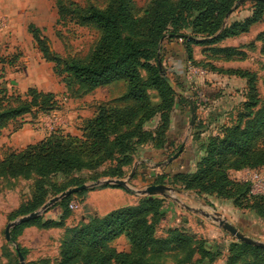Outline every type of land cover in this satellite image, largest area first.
<instances>
[{
    "label": "trees",
    "instance_id": "16d2710c",
    "mask_svg": "<svg viewBox=\"0 0 264 264\" xmlns=\"http://www.w3.org/2000/svg\"><path fill=\"white\" fill-rule=\"evenodd\" d=\"M235 2L151 0L140 12L130 0H109L102 8L95 5L80 8L70 3L75 21L82 25L94 24L99 37L85 59L60 61L52 56L47 59L55 62L58 74L66 72L63 77L66 84L73 81L90 90L124 80L126 91L114 100L100 103L93 115L83 120L78 134L53 129L42 139L20 150L10 151L0 160V178L37 176L31 200L21 214L32 212L46 202L50 193L47 186L51 185L47 183L48 177L90 170L103 171L99 174L101 177L121 178L133 163L138 145L164 148L171 111L177 103L182 104L181 100L188 105L189 102L160 75L157 62L159 40L164 35L182 39L186 57L191 63H196L192 45H212L209 50L213 58L242 59L245 54L240 50L213 45L225 38L247 33L251 26L264 21V0H251L253 8L249 15L224 25ZM65 11L60 6L59 17ZM36 37L40 51L48 56L49 48ZM255 41L261 42L259 50L264 55V30ZM246 47L254 49V41ZM160 57L162 61L161 53ZM199 63L215 72L245 78L246 97L235 125L226 126L220 134H211L202 143V155L195 168L171 174L172 183L198 193L232 199L233 204L241 208L264 212V195L250 193L248 182L229 175L230 170L264 166V102L258 96L257 74L246 69H224L208 62ZM152 91L155 94H151ZM193 103L197 108L195 100ZM54 105L52 92L30 87L23 98L8 94L0 86V133L29 109L48 111ZM155 118L158 121L154 127L146 129L147 123ZM199 126L200 122L195 121L192 133L195 140ZM107 162L114 164L100 170ZM165 177L161 174L156 180ZM65 187L53 185L52 190L57 193L64 191ZM69 200L70 195L53 205L61 210L57 219L41 221L35 218L18 227L36 223L44 228L63 227L69 212ZM159 204L157 199L143 197L135 204L112 210L101 218H89L87 222L80 221L75 226L66 227L60 244L59 264H166L168 261L173 264H213L216 258L206 260L210 253L205 250L203 241L195 239V235L178 228L169 229L165 237L157 234ZM121 235L128 242L127 250H118L112 244ZM19 250L23 255V250ZM228 251L227 264H264L263 247L238 241L231 243Z\"/></svg>",
    "mask_w": 264,
    "mask_h": 264
},
{
    "label": "rangeland",
    "instance_id": "374dc122",
    "mask_svg": "<svg viewBox=\"0 0 264 264\" xmlns=\"http://www.w3.org/2000/svg\"><path fill=\"white\" fill-rule=\"evenodd\" d=\"M108 1L0 0V86L5 88L8 94L19 95L23 98L26 90L30 87L44 92H52L55 95V105L51 110L31 108L15 121H11L1 131L0 160L10 151L20 150L28 143L42 139L53 129L78 134L83 120L92 116L100 103L114 100L125 93L124 80H116L90 90H86L83 85L73 81L66 84L63 80V77L67 75L66 72L58 74L55 70V62L47 59L49 56L56 57L60 61L85 59L100 33L92 23L83 25L77 23L76 17L71 12L73 7H69V5L73 3L80 8H88L90 5L102 8L108 4ZM130 1L136 11L140 12L151 0ZM250 1L246 0L241 4H236V0L233 11L229 13L225 21L242 19L250 14L253 8ZM60 6L66 9L61 17L58 14ZM260 26L263 28L264 23L254 31ZM33 31L49 48L48 56L45 57L40 51L36 41L37 37H34ZM253 34L252 31L242 40L248 42ZM171 41L181 42L185 51L182 39L166 36L160 44L162 56L167 52V46H171ZM173 47L170 48V51ZM248 55L249 68L261 71L264 67V56L260 57L256 50L249 51ZM161 62L163 65V61ZM191 65L194 67L193 76H199L202 64L191 63ZM190 75L192 76V74ZM216 75V79L213 80L203 76L200 83L191 80L190 77L184 83H180L177 79L175 83L168 76L177 90L185 91L193 102L194 100L196 102L194 121L198 118L197 123L200 122L198 138L192 141L191 137L188 141L194 132V123L189 126L190 108L186 101L181 100L182 105L186 107V120L181 130L177 129L180 136L175 145L172 144L165 150H162L164 148H155L151 144L138 145L134 152L133 163L126 168L124 176L119 178L127 181L129 188L126 189L129 191L122 186H112L115 184H108L109 186H102L104 185L102 184L70 194L67 206L69 212L64 219L63 227L44 228L39 223L18 227L22 224L20 223L10 229V240H6V225L16 218L28 214L21 213L31 200L37 176L32 174L30 176L1 177L0 264H20L15 245L23 250L25 264H59L60 244L65 236L66 227L75 226L80 221L87 222L89 218H101L102 215L127 205V200L110 197L108 193H105L106 191H103L111 188L132 195L133 204L143 197L159 200L157 234L165 237L169 229L178 228L195 235V239L203 241L205 250L210 253V255H206V260L216 258L213 264H227L229 245L233 242H241L219 225L217 217L227 220L249 238L264 243V212L238 207L233 204L232 199L220 198L214 194L198 193L176 186L170 178L171 174L177 171H190L194 162L202 155V143L211 134H220L226 126L235 125L238 114L242 112L246 90L244 89V93L242 92L243 95H241L239 80L233 76L224 77L229 74L222 72H217ZM223 77L224 79H222ZM151 94H155V92L152 91ZM258 96L260 101L264 102V84L261 82L258 83ZM156 121L158 120L154 119L147 123L146 129H152ZM182 142L187 146L185 147L187 149L182 150L183 161L181 164L183 167H180L179 163L176 164V161L174 163L171 161L163 166L156 165L176 152ZM135 162L138 164L134 175L128 178ZM113 164V162H107L100 167V170L107 169ZM257 169L264 171V166ZM102 172L82 170L68 176L55 175L48 177L47 183L62 188L67 186L64 189L66 190L83 183L90 184L102 179L117 178L101 177L99 174ZM161 174L166 177L156 180V177ZM229 175L233 179L244 181L248 174L230 170ZM74 183L79 184L73 185ZM51 185L47 186L50 193L46 202L62 192L55 193ZM151 185L165 186V189L144 194L138 193L139 190H145ZM101 191L102 194H100ZM86 198L92 200L95 211L100 216L92 206L84 202ZM56 203L42 210L40 215L35 218L45 221L50 219L48 216H53L57 219L61 211L58 207L56 213L53 212V205ZM41 221L39 222L41 223ZM124 240L128 245L125 237ZM113 242L118 249L125 246V242L121 239H115ZM195 258H198L197 254H195ZM165 263L173 264L171 261Z\"/></svg>",
    "mask_w": 264,
    "mask_h": 264
},
{
    "label": "crops",
    "instance_id": "0c3cea01",
    "mask_svg": "<svg viewBox=\"0 0 264 264\" xmlns=\"http://www.w3.org/2000/svg\"><path fill=\"white\" fill-rule=\"evenodd\" d=\"M263 23H264V21L256 23V24H254L255 26L254 25H253V27L251 26L252 28H250L247 33H243V34L235 36V37L225 38V39H223V40H221L218 43L213 45V46H218V47H233V48L243 52L245 54L244 58H242V59L234 58V59H229V60L222 59V58L217 59V58H213L210 56L211 53H210L209 49L212 47V45H208V46H206V45L205 46L204 45H192V54H193L194 62L199 63L200 61H202L203 64L208 62V63H210L216 67L224 68V69L233 68V69H242V70L246 69L249 71H253L257 74V77H258L257 85L259 82L262 83V76L264 73V69H261V71H257L256 69L249 68V64L247 62V59L249 57V55H248L249 51H255L256 50L257 54H259L260 57L264 56V55H262V53H260V50H259L261 42L255 41L256 36L264 30V27L262 28L260 26L256 31H254L259 25H261ZM252 31L254 32V34H253V36H251V40H249L248 42L243 41L242 39L244 37H246V35L250 34ZM251 41H254V44H255L254 49L246 47V45L248 43H250ZM172 46H174V47L170 51V48ZM167 49H168L167 52H165V54H163V56H162V61H163L164 68L166 69L167 76H170V79L172 78L171 80L175 81L177 79V81L179 80L180 83L181 82L184 83V81H186V79L188 77H190L191 80H193L197 83H200V81L204 77L210 78L211 80L216 79L215 76H217L216 75L217 72L212 71L207 66H203V65L199 69V72H200L199 76H195V77L193 76L194 67H192L190 60L187 59L186 53L183 50L181 42L171 41V46L170 47L167 46ZM190 74H192V76ZM200 75H202V76H200ZM232 76L239 80L240 92H241V95H243L244 89L246 88V79L241 78V77H237L234 75H229V76L226 75L224 77H232ZM173 77L175 78V80ZM224 77L222 79H224ZM238 80H236V81H238ZM170 118H171V122H170L169 128L167 130L166 144H165L164 149H162V150H165L167 147H171L172 144L175 145L176 140L179 138L180 133L177 132V129H178V131L181 130V128L184 124V121L186 120V107L180 103L179 104L177 103L174 106L173 110L171 111ZM197 119H196V123H197ZM155 120H158V118H155ZM156 123H157V121H156ZM153 127L154 126H152V128ZM191 137H192V141H193L192 135L188 138V141L191 139ZM181 144H183L184 150L187 149V148H185L187 146L184 142H182ZM182 161H183V152L181 151L179 153V155L173 160V163L174 162L176 164L179 163L180 167H183V165L181 164ZM141 162H143V160H141ZM195 164H196V162H194L193 167L190 171H192L195 168ZM240 171H242V170H240ZM240 171H238V172H240ZM103 191H106L105 193H108L110 197L119 198L120 200H123V199L127 200L128 201L127 205L134 203L132 195L128 194L127 192H123L122 190L111 188V189H106ZM100 194H102V191ZM84 202L87 203L88 205L92 206L93 210L95 211V205L91 199L88 200L86 198V200ZM127 205H124V206H127ZM124 206H122V207H124ZM57 209H58V206H54L53 212L56 213ZM96 213H97V215H99L98 212H96ZM49 215H51V214H49ZM48 218L56 219L53 216H48ZM118 239H121V240H123V242H125L124 236H122V235L120 237H118L117 240ZM112 244L114 246L116 245L115 242H113ZM123 247L124 248H122V249H118L117 247L116 248L118 250H127L128 245L126 244V242H125V246H123Z\"/></svg>",
    "mask_w": 264,
    "mask_h": 264
},
{
    "label": "water",
    "instance_id": "95a60500",
    "mask_svg": "<svg viewBox=\"0 0 264 264\" xmlns=\"http://www.w3.org/2000/svg\"><path fill=\"white\" fill-rule=\"evenodd\" d=\"M246 0H237L236 4H241L242 2H244ZM230 13V12H229ZM229 13L227 14L226 18L228 17ZM226 24V21L224 22V25ZM165 35L162 36L159 40V47L160 44L163 42V40L165 39ZM157 62H158V66H159V70H160V75L164 78V80L169 84V86L173 89H175L180 95L185 96L188 99L189 102V108H190V120H189V126H192L195 120V106L193 103V100L190 96H188L186 94L185 91L183 90H177L174 86V84L172 83V81L168 78V76L166 75V70L162 65L161 62V57H160V49L157 53ZM183 149V144H181L178 149L176 150V152H174L171 156H169L168 158H166L165 161L159 162L156 165L158 166H163L165 164L170 163L171 161H173L178 155L179 153L182 151ZM137 162H135L133 164V167L131 168L130 173L128 174V178H131L134 175L135 172V168L137 166ZM102 184H115L118 186H122L124 188H129V185L127 184V181L125 179H119V178H107V179H102V180H98L96 182L90 183V184H80L78 186H73L70 187L64 191H62L61 193H59L58 195L50 198L45 204H43V206L35 211H32L26 215H23L21 217L16 218L14 221L8 223L5 227V238L6 240H10V229L12 227H14L17 224L23 223V222H27L37 216L40 215L42 210H45L48 206L52 205L55 202H58L60 200H62L63 198L67 197L68 195L84 190L86 188H91L97 185H102ZM165 189V186H157V185H151L149 186L147 189L145 190H139L138 193L139 194H144L147 192H154V191H163ZM218 221H219V225L227 232H229L231 235H233L235 238H237L238 240H240L241 242H245L254 246H259V247H263L264 248V243L257 241L255 239L249 238L248 236H246L245 234H243L238 228H236L235 226H233L231 223H229L227 220L225 219H221L219 217H217ZM15 250L17 252V257L19 260L20 264H25L24 262V256L22 255L21 251L19 250V248L15 245Z\"/></svg>",
    "mask_w": 264,
    "mask_h": 264
},
{
    "label": "built area",
    "instance_id": "2783aa9c",
    "mask_svg": "<svg viewBox=\"0 0 264 264\" xmlns=\"http://www.w3.org/2000/svg\"><path fill=\"white\" fill-rule=\"evenodd\" d=\"M242 172L247 173V177L244 179L250 185V193L256 195H264V171L255 169H243ZM72 208L73 205L71 204ZM77 207V206H75Z\"/></svg>",
    "mask_w": 264,
    "mask_h": 264
}]
</instances>
